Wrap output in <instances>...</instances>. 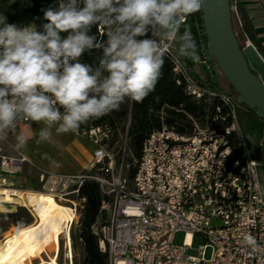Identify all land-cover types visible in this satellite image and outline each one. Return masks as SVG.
<instances>
[{
    "label": "built area",
    "instance_id": "obj_1",
    "mask_svg": "<svg viewBox=\"0 0 264 264\" xmlns=\"http://www.w3.org/2000/svg\"><path fill=\"white\" fill-rule=\"evenodd\" d=\"M235 10L238 13L237 6ZM165 54L174 62L178 83H185L190 95L219 102L215 116L206 127L196 124L193 133L166 126L153 131L132 178L127 172V148L117 158L108 147L113 136L110 127L80 126L74 131L96 145L90 167L83 172H49L43 189L31 192L52 196L73 215L58 241L44 251L47 261L54 257L59 264H75L83 243L80 238L77 248L74 240V234L81 232L86 200L81 188L93 179L105 199L92 231L100 250L108 254L107 264H264L262 162L251 153L240 124L239 105L230 95L200 85L184 58L177 59L175 43L165 45ZM234 140H238L239 156H234ZM0 159L7 174L21 171L29 162L21 152L18 156L4 154L2 147ZM14 206L11 212L17 210ZM25 207L37 223L36 207L31 203ZM181 232L184 240L178 243ZM196 238L202 241L197 248ZM194 249L197 254L190 252ZM40 259H34L36 264Z\"/></svg>",
    "mask_w": 264,
    "mask_h": 264
},
{
    "label": "clouds",
    "instance_id": "obj_2",
    "mask_svg": "<svg viewBox=\"0 0 264 264\" xmlns=\"http://www.w3.org/2000/svg\"><path fill=\"white\" fill-rule=\"evenodd\" d=\"M204 3L52 0L40 23L23 24L0 14V139L13 134L24 148L17 129L26 121L40 126L38 142H52L126 100L142 102L162 78L167 43L177 45V59L199 62L195 38L181 29ZM93 51L99 57L86 62Z\"/></svg>",
    "mask_w": 264,
    "mask_h": 264
},
{
    "label": "trees",
    "instance_id": "obj_3",
    "mask_svg": "<svg viewBox=\"0 0 264 264\" xmlns=\"http://www.w3.org/2000/svg\"><path fill=\"white\" fill-rule=\"evenodd\" d=\"M51 2L52 0H14V2L0 0V14L5 15L9 23H40L35 18L42 17L41 7H45ZM230 6L233 28L242 49L252 43L264 57V48L259 38V32L245 13L244 2L239 3L243 18L241 23L235 12V0H230ZM185 28L190 29L195 38L200 56L198 63L184 58L189 73L203 87L228 94L231 97L238 96V92L221 72L211 51L204 29L202 12L194 13L187 25L182 27L181 32ZM98 35H102V33H98ZM99 55L98 51H93L85 54L83 59L86 62L94 63ZM162 71V78L159 79L154 91L142 102L126 100L121 104L119 110H113L98 119H91L81 125L83 127H110L113 131L111 144L119 140L123 133L126 134L130 150L128 157L126 152V162L130 168L128 174L131 178L136 174V162L142 156L144 143L153 131L161 130L166 126L180 133H193L196 124L206 127L211 122L216 114V105L219 104L216 100L197 99L190 95L186 91L185 83H178L179 76L174 72V62L169 55L165 54ZM223 110L226 111V108L224 107ZM242 111V108H239V112ZM250 112L254 114L253 111ZM262 122L264 133V120ZM234 144L236 145L234 156H239L241 150L238 140H234ZM81 196L86 199L82 210L81 232L74 234V240L76 243L80 238L83 241L79 248L84 254L83 264H107L108 254L100 250L98 238L92 231V225L96 222L105 199L99 182L87 179L81 188ZM0 215L10 219L11 223L19 228L33 222L25 207H18L16 211L10 213L2 212ZM75 264H78L77 260Z\"/></svg>",
    "mask_w": 264,
    "mask_h": 264
},
{
    "label": "water",
    "instance_id": "obj_4",
    "mask_svg": "<svg viewBox=\"0 0 264 264\" xmlns=\"http://www.w3.org/2000/svg\"><path fill=\"white\" fill-rule=\"evenodd\" d=\"M211 51L223 75L238 92V102L264 120V57L249 43L242 49L233 28L230 0H205L201 10ZM5 204L6 212L16 206Z\"/></svg>",
    "mask_w": 264,
    "mask_h": 264
},
{
    "label": "rangeland",
    "instance_id": "obj_5",
    "mask_svg": "<svg viewBox=\"0 0 264 264\" xmlns=\"http://www.w3.org/2000/svg\"><path fill=\"white\" fill-rule=\"evenodd\" d=\"M244 2L245 13L248 15L249 19L253 21L255 24L257 32H259V38L262 41V45L264 48V0H235V6H237L236 14H239L241 21L243 22V18L241 16V10L239 7V3ZM236 12V10H235ZM239 107H243L244 110L239 113L240 124L244 134L247 137L248 144L251 150L252 155L255 158H258L262 162V166L260 167V175L262 180L264 181V143L262 145L259 144L260 139L263 136L262 131V120L258 118L252 112H247L245 108H247V104L244 102H238V96L233 97ZM252 130V131H251ZM113 138L108 141V147L111 151H113L117 158L121 155L123 147L127 148V157L130 155V150L128 148V140L125 133L120 136V139L117 140L114 144H111ZM89 145V153L86 157V164H89L94 160V149L96 145L94 142L88 140ZM128 161V160H127ZM130 168H127V172ZM46 174L42 173L32 165L25 164L21 171L7 174L3 173L1 167V159H0V187L6 189H17L23 192H33L40 191L43 189L44 179ZM6 179V181L3 180ZM9 204V203H8ZM13 205H17V207H25V204L22 203H12ZM12 206V205H11ZM6 206L4 203H0V213H10L6 212ZM26 209V207H25ZM31 224H34L32 222ZM16 225L12 224L10 219L7 217L0 215V240H2L7 233H11L18 229ZM185 233L181 232L177 236V242L183 243ZM202 241L199 238L195 239L194 247L197 248ZM192 254H197L196 249L190 251ZM211 250H208L207 257H210ZM84 254L80 249H77V261L78 264H83ZM35 264L36 261L34 260Z\"/></svg>",
    "mask_w": 264,
    "mask_h": 264
},
{
    "label": "bare ground",
    "instance_id": "obj_6",
    "mask_svg": "<svg viewBox=\"0 0 264 264\" xmlns=\"http://www.w3.org/2000/svg\"><path fill=\"white\" fill-rule=\"evenodd\" d=\"M0 203L33 204L39 221L16 229L0 240V264H59L54 257L47 261L43 253L57 242L65 224L73 218L71 210L52 196L0 187Z\"/></svg>",
    "mask_w": 264,
    "mask_h": 264
},
{
    "label": "crops",
    "instance_id": "obj_7",
    "mask_svg": "<svg viewBox=\"0 0 264 264\" xmlns=\"http://www.w3.org/2000/svg\"><path fill=\"white\" fill-rule=\"evenodd\" d=\"M239 108L244 110L243 107ZM246 111L250 112L247 109ZM39 127L38 124L21 121L17 131H22L27 138L26 145L22 149H17L15 136L10 134L6 139H0L3 153L8 156H18L19 152L23 153L29 159V162L24 163L23 166L32 165L46 175L49 172H83L90 167L91 162L89 164L85 162L89 153L87 141L90 139H83L75 132H68L58 135L54 133L52 142H38ZM261 139L260 145H262ZM2 171L6 173L3 169ZM3 180L6 181L5 178Z\"/></svg>",
    "mask_w": 264,
    "mask_h": 264
}]
</instances>
